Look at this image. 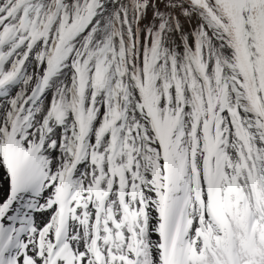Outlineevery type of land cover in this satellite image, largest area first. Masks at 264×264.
Instances as JSON below:
<instances>
[{"label":"snow or ice","instance_id":"1","mask_svg":"<svg viewBox=\"0 0 264 264\" xmlns=\"http://www.w3.org/2000/svg\"><path fill=\"white\" fill-rule=\"evenodd\" d=\"M0 264H264V0H0Z\"/></svg>","mask_w":264,"mask_h":264}]
</instances>
